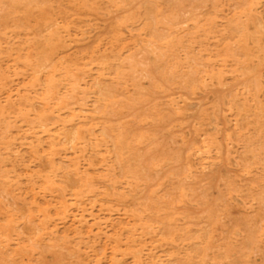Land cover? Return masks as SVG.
I'll list each match as a JSON object with an SVG mask.
<instances>
[{
    "label": "rangeland",
    "instance_id": "obj_1",
    "mask_svg": "<svg viewBox=\"0 0 264 264\" xmlns=\"http://www.w3.org/2000/svg\"><path fill=\"white\" fill-rule=\"evenodd\" d=\"M0 264H264V0H0Z\"/></svg>",
    "mask_w": 264,
    "mask_h": 264
},
{
    "label": "bare ground",
    "instance_id": "obj_2",
    "mask_svg": "<svg viewBox=\"0 0 264 264\" xmlns=\"http://www.w3.org/2000/svg\"><path fill=\"white\" fill-rule=\"evenodd\" d=\"M46 118H49V117H46ZM89 132V131H88ZM109 186V185H108ZM43 221V220H42ZM42 221H40V222H42ZM10 232V231H9ZM9 234V233H8ZM1 246H3V245H1ZM23 253V252H22ZM139 253V252H138Z\"/></svg>",
    "mask_w": 264,
    "mask_h": 264
}]
</instances>
